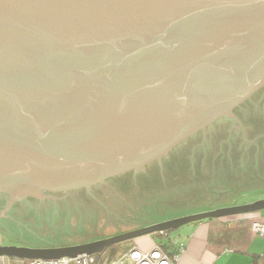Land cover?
I'll list each match as a JSON object with an SVG mask.
<instances>
[{
	"label": "water",
	"instance_id": "95a60500",
	"mask_svg": "<svg viewBox=\"0 0 264 264\" xmlns=\"http://www.w3.org/2000/svg\"><path fill=\"white\" fill-rule=\"evenodd\" d=\"M264 87V0H0V169L86 187L139 173ZM241 126L240 121H238ZM264 199L61 247L3 245L4 259L102 255L107 247Z\"/></svg>",
	"mask_w": 264,
	"mask_h": 264
},
{
	"label": "rangeland",
	"instance_id": "374dc122",
	"mask_svg": "<svg viewBox=\"0 0 264 264\" xmlns=\"http://www.w3.org/2000/svg\"><path fill=\"white\" fill-rule=\"evenodd\" d=\"M254 103L246 106L249 111L246 121L250 122L252 119L250 115L253 109L258 110L257 113H259L263 108L262 117L259 121L255 120L256 124H252L249 134L246 132L234 134L242 140V144L238 147L241 154L238 150L239 154L230 152V146L225 150L226 153L219 154L220 148L224 151L225 145L221 143L224 144L228 138L226 135L230 132L229 130L219 134L223 123L212 125L208 129V134L212 136L213 147L216 148L208 155V163L212 158L217 159L213 166L211 164L206 166L211 174H205V167L204 169L203 167H193V160L188 157V154H185L180 162L163 164L162 175L159 177L156 175L148 177L142 173L127 179L128 176L125 175L122 182L125 184V181H128L126 187L129 190L126 191L129 192V195H124L123 191L115 192V181H110L109 192L102 199L91 193L87 195V198L81 199L79 205L68 204L64 207L53 205V208L51 206L48 209L47 217L42 216L43 220L40 219L41 222L44 221L43 226L39 225L37 221L35 224H28L23 220L16 221L9 230L7 238L22 246L35 248L70 246L107 239L149 226L155 222L195 214L201 210L210 211V209L215 210L235 204L243 205L264 199V137L261 139V136H264V95L255 97ZM235 121L238 123L240 120ZM256 137H259L260 140L254 145L247 144ZM188 142H190V146L194 145L193 141ZM177 150H174V154L177 153ZM174 154L169 155L170 161ZM155 173V170L151 172V174ZM192 174L194 177L196 174L204 175L201 176V179L196 180ZM259 191L263 192L259 193ZM165 200L168 202H164ZM45 206L44 204L43 208L40 207L42 212L45 211L47 207ZM259 214L260 212H255L224 218L231 219ZM26 215L31 217L35 213L33 215L28 211ZM188 226L170 231L168 236L155 233L127 241L116 256L133 247H139L145 252L152 250L156 244L170 248L171 244L176 243L180 236L183 237Z\"/></svg>",
	"mask_w": 264,
	"mask_h": 264
},
{
	"label": "crops",
	"instance_id": "0c3cea01",
	"mask_svg": "<svg viewBox=\"0 0 264 264\" xmlns=\"http://www.w3.org/2000/svg\"><path fill=\"white\" fill-rule=\"evenodd\" d=\"M255 218L264 220V211L256 216L191 224L171 252L184 246L177 264H264V237L251 230Z\"/></svg>",
	"mask_w": 264,
	"mask_h": 264
},
{
	"label": "flooded vegetation",
	"instance_id": "af4514ba",
	"mask_svg": "<svg viewBox=\"0 0 264 264\" xmlns=\"http://www.w3.org/2000/svg\"><path fill=\"white\" fill-rule=\"evenodd\" d=\"M206 132L207 130L203 133L206 134ZM128 173L110 177L108 179H105V182L102 183L93 184L90 190L87 189L86 187L67 188L66 185L70 183L68 182L67 179H58V180L52 179L45 181L43 186L40 188L39 195L36 194L37 192H35L33 194H27L26 196H23L13 205V207L6 214V216L0 219V241L5 246L7 245L22 246L18 242L16 241L12 242L7 238L9 230L11 229L13 224L16 223V221L23 220V221H27L28 224H35V222L37 221L39 225L43 226L44 221L41 222L40 220H38V218L36 217V212L40 218L41 215L47 217L48 214L47 212L50 206L59 205L60 207H63L64 205H68V204L79 205L80 203L79 201L83 198H87V195L91 193L92 195L95 194L96 196H99L102 199L104 195H106L105 194L106 188L109 186L110 181L116 179L118 180L122 176L128 175ZM138 174L139 173H135V175ZM32 180L33 177L29 176L28 174H24V172L11 171V169H4V168L0 169V200L4 202V203H0L2 206V207L0 206V212L6 206L7 201L11 196V193L21 188L22 189L25 188L26 185ZM261 192L262 191H259V193ZM44 204L47 207L45 206L46 209L45 211L42 212L40 207H42ZM235 205H241V204H235ZM235 205H231V206H235ZM28 211L31 212L33 215L35 213V215L31 217L26 215Z\"/></svg>",
	"mask_w": 264,
	"mask_h": 264
},
{
	"label": "trees",
	"instance_id": "16d2710c",
	"mask_svg": "<svg viewBox=\"0 0 264 264\" xmlns=\"http://www.w3.org/2000/svg\"><path fill=\"white\" fill-rule=\"evenodd\" d=\"M258 95L259 96L260 95H262V96L264 95V87L261 90H259L257 93H255L250 99L246 100L240 106H238L237 108H235L234 112L236 113V115L238 116L239 120L242 123L241 124V127H240L239 123H237L232 118H226V117L220 118V119H218L217 121H215L214 123H212L211 125H209L207 127V129H206L207 130V133L206 134H204L202 131H198L197 133H195L194 135L190 136L186 140L182 141L179 145H177L176 147H174L171 150V152H169L168 155H166L164 157V159H162L163 161L161 163H159L158 161H154V162L150 163L149 165H147L146 169L143 170V171H141V172H139V174H142L143 173L144 175H146L148 177L151 176V175H156V177H159V175H162V165L163 164L167 165L169 163H173L174 161H179L180 162L182 160L181 158L184 157L185 154L186 155L188 154V157L193 160V163H192V166L193 167H195V166H197V167H203V169L205 167V170H206L205 171L206 172L205 174H207V175L208 174H211V171L209 169H206V166L208 164H211V166H213L217 162V159L216 158H212V160L210 161V163H208V159H207L208 158V155H210V152H212L213 150L216 149V148L214 149V147H213L214 144L212 143V140H211V137L212 136L210 134H208V129L212 125H217V124L223 123L222 124V129L219 130V134H222L225 131L227 132V131L230 130V132L228 133V135H226V136H228L227 140H225L224 144L221 143L222 145H225L224 151L227 150V147L228 146H230V148H229V149H231L230 152L238 153L237 152V150H238L239 153L241 154V152H240V150H239L238 147H240V145L242 144V140H241V138H239L237 135H234V134L237 133V132H242V133L243 132H246V133L249 134V129L252 126V124H256L255 120L257 119L256 121H259L260 117H262L261 116V113L263 114V108H262V111L261 110L259 111V113H257L258 110L253 109L252 114L250 115V117H252V119L250 120V122H247L246 121L247 120V116H249V113H248L249 111H247V108L248 107H246V106H247V104L250 105V104L254 103L255 97H257ZM263 107H264V105H263ZM257 114H258V116H256ZM253 116H255L256 118H254ZM261 120H262V118H261ZM226 121H228V122H226ZM261 133H263V132H261ZM263 135H264V133H263ZM261 137H262L261 139H263L264 136H261ZM190 140L193 141V144H194L193 146H190V142H188ZM258 140H260V138L259 137L258 138L256 137V138H254L252 140L251 143H247V144L254 145ZM244 143H246V142H244ZM175 149H178V150H177V153L174 154V150ZM224 151L220 148L219 154L226 153V151L225 152ZM172 153L174 154V156H173V158H171L172 161H170L168 159V157ZM200 153H201V155H200ZM204 164H206V165L203 166ZM154 170L156 171V173L155 174H151V172H154ZM134 175H135V173L130 172L127 175L128 176L127 179H129L131 176H134ZM203 175L202 174H200V175L196 174V176L194 177L193 174H192V177L196 178V180H199V179H201V176H203ZM123 178H124V176H122L118 180L117 179L116 180H113V181H115L114 182V185H115L114 191L117 192V193H119L120 191L121 192L123 191V194L124 195L125 194L126 195L127 194L129 195V192L126 191V190H129V188L126 187V184H127L128 181H125V184H124L122 182V179ZM108 189H110V186H108L106 188L105 194H107L109 192ZM135 192L137 193V190H135ZM129 198H131V197H129ZM132 200L134 201V199H132ZM164 202L167 203L168 201L165 200ZM0 203H4V202H2L0 200ZM0 206H1V204H0ZM50 208H51V206H50ZM52 208H53V206H52ZM42 216L45 218L44 215H41V217ZM36 217L38 218V220H40V219L43 220L38 215H36ZM209 220H211V219H209ZM169 232H166L164 234L159 233V235H161V236H168ZM124 243H118V244H114V245H111V246L107 247V249H106V251L104 253V256H107V257H110V258L116 257V255L123 249V244ZM159 246H161V245H159ZM161 247L163 249H165L167 252H171V250L173 248H175V243H172L171 246H170V248H166V247H163V246H161Z\"/></svg>",
	"mask_w": 264,
	"mask_h": 264
},
{
	"label": "built area",
	"instance_id": "2783aa9c",
	"mask_svg": "<svg viewBox=\"0 0 264 264\" xmlns=\"http://www.w3.org/2000/svg\"><path fill=\"white\" fill-rule=\"evenodd\" d=\"M251 230L256 235L264 237V220L255 218L251 220ZM178 252H167L159 245L148 252L139 247H133L129 251L110 258L102 255L82 254L74 258L64 257L59 260H28L13 258L6 260L0 257L1 264H177L180 253L184 251V246H180Z\"/></svg>",
	"mask_w": 264,
	"mask_h": 264
},
{
	"label": "bare ground",
	"instance_id": "6f19581e",
	"mask_svg": "<svg viewBox=\"0 0 264 264\" xmlns=\"http://www.w3.org/2000/svg\"><path fill=\"white\" fill-rule=\"evenodd\" d=\"M7 260H10V258H9V259H7Z\"/></svg>",
	"mask_w": 264,
	"mask_h": 264
}]
</instances>
